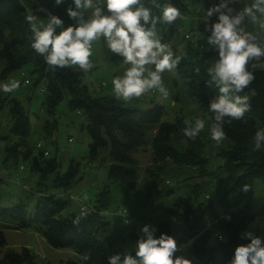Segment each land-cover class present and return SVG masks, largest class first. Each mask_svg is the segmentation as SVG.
I'll return each instance as SVG.
<instances>
[{
  "label": "trees",
  "instance_id": "obj_1",
  "mask_svg": "<svg viewBox=\"0 0 264 264\" xmlns=\"http://www.w3.org/2000/svg\"><path fill=\"white\" fill-rule=\"evenodd\" d=\"M145 1L152 2L161 9L164 4L172 3L180 10L181 15L173 24L163 23L164 38L160 41L162 44L176 35L183 17L189 14V7L199 5L207 11L210 7L228 2ZM81 3L83 4L84 0H81ZM69 9L81 13L85 8H77L75 0H59V3L57 0H30L27 7L18 0H0V62L3 65L1 80L25 66L32 65L30 73L36 74L33 86L43 84L42 106L53 112L66 98L68 108L84 116L90 140L87 161H94L101 154L103 162L107 163L108 181L117 183L126 195L136 189L140 178L138 167L131 155L148 148L151 151L153 168L144 171L154 186L159 184L161 175L154 169L160 171L162 167L158 164L165 161H170L180 175L186 172L182 180L190 179L187 174L200 177L210 175V172H207L208 160L204 155L206 144L203 139L206 133L203 130L195 139H189L184 135V130L189 127L181 117H176L172 123L161 121L164 114L162 106L153 104L144 109L125 106L116 97H92L82 83L83 73L72 67L57 68L53 71L44 62L43 57L35 53L31 47L32 32L26 17L34 16L37 24L41 19H47L49 22L51 16H56L62 21V25L55 26V34L58 35L62 26H75L77 17H69ZM221 11L227 12V9ZM218 15L219 13H214L207 20L209 27L211 23L218 21ZM205 23L206 21L197 23L196 31L200 34L195 42L197 47L187 43L184 52L179 55L182 59L176 71L187 80L190 98L208 116L212 125L216 121L215 114L209 111L210 104L217 100L221 93L212 81L209 69L214 67L219 55L215 46L208 42L211 32L205 31ZM184 40L188 41L189 36L185 35ZM257 40L264 46V39ZM253 64L257 67L253 68ZM260 65H264V57L259 61L249 62L246 68L253 73L255 79L242 92L234 94L246 95L250 110L242 120L229 122L230 118H224L222 130L226 134V146L218 154L221 164L216 171V177L224 173L230 175L239 172L236 183L247 185L248 195L251 194L252 182L264 179V141H261L259 150H254L253 140L257 131L264 130V67ZM9 116L12 119L10 131L17 140L5 149V160H10L15 165L17 160L21 159L22 169L27 168L37 177L38 190L36 197L30 202L17 201L10 206L0 205V219L9 221V228L17 231L33 229L53 249L72 250L78 256V261H67L65 264H109V257L115 256H119L116 264H123L125 256L135 254H123L120 249L114 248L113 242L105 236L110 226V221L105 215L111 203L108 190L96 192L93 202L87 205V213H81L79 210L78 214L62 215L67 204L63 199V192L78 175L79 165L71 163L66 172H61L56 155L44 150L40 143L39 149L42 151L36 155L32 154L24 143L30 129L27 112L19 102L12 100L9 102ZM182 140L185 142L183 147L179 145ZM45 152L48 153L47 157L44 156ZM166 183L168 185V182ZM196 192L195 189L193 197L175 199L169 208L164 209L154 225V236L158 239L164 233L174 237L178 249L175 256L188 259L191 264H213L218 252L221 253V263L217 264H232L235 249L238 246H247L251 239L258 238L257 232L252 234L249 230L254 222V215L221 213L209 198H204V201L197 200ZM68 197L73 199L70 195ZM76 201L80 203L78 199ZM222 233L226 234L224 244ZM212 237L218 241L217 244H210ZM218 237H221V240ZM146 238L137 231L126 233L123 240L136 246L138 240ZM5 245L6 241L0 229V248ZM85 256L89 258L84 259ZM0 264L36 263L33 253L21 248L18 252L6 249L0 258Z\"/></svg>",
  "mask_w": 264,
  "mask_h": 264
},
{
  "label": "rangeland",
  "instance_id": "obj_2",
  "mask_svg": "<svg viewBox=\"0 0 264 264\" xmlns=\"http://www.w3.org/2000/svg\"><path fill=\"white\" fill-rule=\"evenodd\" d=\"M20 4L26 6L30 0H18ZM254 0H228L227 5L235 11H241L243 6L251 4ZM145 7H149L153 15H161V8L152 2L146 3L141 0ZM155 6V7H154ZM197 7V8H196ZM100 8L102 13L108 15L106 8V0H92V7L85 8L80 14L83 20L91 18V13ZM28 11V8H27ZM260 21H264V17L256 14ZM209 20L207 11L202 7H189V14L183 17L182 24L176 35L167 40L166 43L174 53L179 56L184 52L185 46L189 43L193 47H197L196 40L200 34L196 31L197 23H204ZM197 21V22H196ZM80 22L77 17L75 26ZM43 24L47 26L48 20L41 19L37 25ZM143 24V21H141ZM151 25H144L148 29ZM245 32H250L257 38L264 39V29L259 23L253 24L248 18L241 25ZM65 26H62L60 32ZM163 22L156 25V37L160 41L164 38ZM188 35L189 40H184V36ZM92 56L89 58L94 67L88 71H82L78 66H72L78 72L83 73L82 83L87 87L88 93L92 97L109 96L115 97L112 79L116 76H123L124 71L130 67L123 63V57L117 53H113L107 46L103 37L92 42ZM204 50V49H202ZM148 70H154V66H145ZM3 65L0 62V73ZM32 65L23 67L21 70L10 74L5 80L0 78V86L10 81H19L20 87L12 92H4L0 88V205L10 206L11 203L21 201L30 202L36 197L38 185L36 184V176L27 168L21 169L23 162L18 159L13 165L10 160L6 159L5 149L16 142L17 138L11 134L10 128L12 119L9 116V102L16 100L21 104L28 114L30 129L29 135L25 139V145L36 155L42 149L36 147L40 143L44 150L51 155H56L60 163V171L66 172L71 163L79 165V173L75 177L69 188L63 192V199L66 201V207L62 215L78 214L79 202L90 205L95 197L96 192L104 189L110 193L111 203L105 215L110 221V226L105 232V236L109 237L113 242V247L120 249L123 254L136 251V246L126 243L123 238L126 233L137 232L142 237L140 228L145 225L149 226V231L154 236V225L163 214L165 208H169L175 199L194 195L197 192V200L204 201L209 198L212 205L221 213H239L241 216L254 215V222L250 225L249 230L252 234L257 232L258 237L262 239V247H264V179L254 180L251 184V194L248 190L244 191L242 184H237L238 173L221 174L216 177L218 166L221 164L218 154L221 149L225 148L226 140L217 144L212 140L210 135L211 123L208 116L199 109L189 95L187 80L178 75L176 69L162 74L163 87L167 90L168 96L164 97L158 89H152L139 98H133L131 101L125 102L120 100L125 106L149 108L153 104L163 107L164 114L162 122L172 123L176 117H181L186 125L190 128L195 127L197 118L204 120L205 128L204 142L206 144L204 155L208 160L207 172L210 175L200 177L194 174L189 175L190 179L182 180L184 175H180L176 171L175 166L170 161H165L159 167V184L153 185L149 176L146 174L147 168H153L152 156L150 149L133 153L132 159L138 167L139 180L136 189L124 194L123 190L115 182H109L107 179V163L102 160L100 154L94 161L88 162V145L89 136L85 127V118L78 112L71 111L67 105L65 98L53 112L44 108L43 84L33 86L36 80V74H31ZM147 76V71L145 72ZM28 80L29 85H24V81ZM246 96V95H244ZM203 137V135H201ZM206 136V138H205ZM69 139L71 142H69ZM184 146V140L179 143ZM175 170L174 172H171ZM194 177V178H193ZM155 178H157L155 176ZM226 178V179H225ZM168 182V185H166ZM228 190V192H225ZM75 200L70 199L68 196ZM82 206V205H81ZM126 210L130 214L133 221L130 225H125L122 218L119 217L120 212ZM9 221L0 219V229L3 232L6 245L0 248V258L6 249L18 252L21 248L30 250L35 256L36 264H65L67 261H78V256L69 249H53L45 240L33 229H21L19 231L9 228ZM223 244L226 241V234L222 233ZM155 238V236H154ZM215 237L210 239V244H217ZM125 253H124V252ZM136 258L135 254L131 255ZM221 263V253L215 254L213 264Z\"/></svg>",
  "mask_w": 264,
  "mask_h": 264
},
{
  "label": "clouds",
  "instance_id": "obj_3",
  "mask_svg": "<svg viewBox=\"0 0 264 264\" xmlns=\"http://www.w3.org/2000/svg\"><path fill=\"white\" fill-rule=\"evenodd\" d=\"M232 2L235 3L236 0ZM75 4L77 8H90L92 0H84L83 4L81 0H75ZM106 8L108 15L96 8L91 13V18L86 21L80 13L69 9V17H80V22L76 26L65 28L58 35L55 34V26L62 25V21L56 16L50 17L47 26L37 25L34 16H27L32 32V49L43 57L53 71L57 68L78 66L82 71L88 72L94 67L89 59L92 56V42L103 37L108 48L123 57L124 64L130 65L123 76L112 79L114 95L118 100L128 102L152 89H158L167 97L162 74L175 70L182 57H174L170 47L160 42L156 37V25L160 22L173 24L180 17V10L172 3H166L162 7L161 15H153L151 9L145 7L141 0H106ZM221 9H227V12ZM214 13H219L218 21L211 23L210 27L206 21L205 31L211 32L208 42L215 46L219 55L214 67L209 69L212 81L221 93L209 108L215 114L216 121L210 128V135L219 144L226 138L222 130L224 118H230L229 122L242 120L250 110L248 97L234 94L242 92L254 81L255 76L246 66L250 61H259L264 57V46L258 42L257 36L245 32L241 25L248 18L264 29V21H260L256 15L259 13L264 17V0H254L238 12L225 3L207 9L208 18ZM149 24L151 26L146 29L144 25ZM147 65L154 66V70L146 69ZM256 67L253 64V68ZM19 87V81H10L0 86L4 92H12ZM204 128V120L197 118L195 127L185 129L184 135L195 139ZM253 140L254 150H259L261 141H264V130L257 131ZM243 190L247 191L248 186L245 185ZM142 231L147 238L137 241L136 258L125 256L123 264H191L190 260L175 256L178 249L174 237L162 233L156 239L147 225ZM261 245L262 239L258 237L251 239L247 246H238L232 264H264V247ZM118 259L119 256L109 257V264H116Z\"/></svg>",
  "mask_w": 264,
  "mask_h": 264
},
{
  "label": "built area",
  "instance_id": "obj_4",
  "mask_svg": "<svg viewBox=\"0 0 264 264\" xmlns=\"http://www.w3.org/2000/svg\"><path fill=\"white\" fill-rule=\"evenodd\" d=\"M28 80H25L24 81V85H28ZM69 142H71L70 140H69ZM37 148H40V144H38L37 146H36ZM44 156H48V153L47 152H45L44 153ZM21 169H22V167H21ZM73 200H75L74 198H73ZM79 210L81 211V213H87L88 212V206L87 205H85V204H83V203H79ZM82 205V206H81ZM119 217L120 218H122L123 219V221H124V223H125V225H130L131 223H133V221H132V219L130 218V216H129V214L127 213V211L126 210H122L121 212H120V215H119ZM140 230V232H141V234L142 235H146L143 231H142V228H140L139 229ZM218 239L219 240H221V237H218Z\"/></svg>",
  "mask_w": 264,
  "mask_h": 264
}]
</instances>
